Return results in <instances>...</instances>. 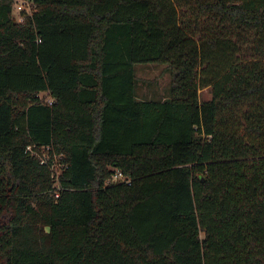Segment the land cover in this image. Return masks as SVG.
Instances as JSON below:
<instances>
[{"label":"trees","instance_id":"trees-1","mask_svg":"<svg viewBox=\"0 0 264 264\" xmlns=\"http://www.w3.org/2000/svg\"><path fill=\"white\" fill-rule=\"evenodd\" d=\"M31 2L0 0V264H264V0Z\"/></svg>","mask_w":264,"mask_h":264},{"label":"rangeland","instance_id":"rangeland-1","mask_svg":"<svg viewBox=\"0 0 264 264\" xmlns=\"http://www.w3.org/2000/svg\"><path fill=\"white\" fill-rule=\"evenodd\" d=\"M13 16L18 19L21 16V11L24 10L26 13H31L34 6L31 0H12ZM19 5V7H18ZM20 6L22 8H20ZM136 74L139 79L140 86L138 88V95L147 98L154 99L158 97L156 94H162V90H169L171 70L168 65L159 63L153 64H136ZM169 84V85H168ZM164 93V91H163ZM165 94V93H164ZM160 98H163V96ZM200 99H209L211 94L209 88H203L199 90ZM40 97L42 99H49L47 92H41ZM166 97V96H164Z\"/></svg>","mask_w":264,"mask_h":264},{"label":"built area","instance_id":"built-area-1","mask_svg":"<svg viewBox=\"0 0 264 264\" xmlns=\"http://www.w3.org/2000/svg\"><path fill=\"white\" fill-rule=\"evenodd\" d=\"M20 8H22L20 6ZM17 21L22 22L23 16L21 15ZM50 104L52 99H46ZM28 150L32 151V154L35 155L38 159L40 164L46 165L49 167L51 171V177L53 180V189H54V197L57 198L59 195V191L61 190L59 184V175L62 171L66 168V165L61 163L62 155L53 154L52 156L49 155V147L41 146L39 150H32V147L28 146ZM117 182H126L129 183V180L122 174L120 170L115 169L111 178L110 183H117Z\"/></svg>","mask_w":264,"mask_h":264},{"label":"clouds","instance_id":"clouds-1","mask_svg":"<svg viewBox=\"0 0 264 264\" xmlns=\"http://www.w3.org/2000/svg\"><path fill=\"white\" fill-rule=\"evenodd\" d=\"M18 7H19V5H18Z\"/></svg>","mask_w":264,"mask_h":264}]
</instances>
